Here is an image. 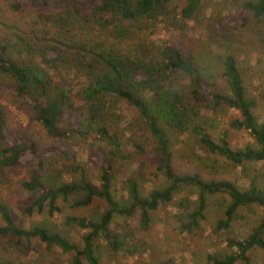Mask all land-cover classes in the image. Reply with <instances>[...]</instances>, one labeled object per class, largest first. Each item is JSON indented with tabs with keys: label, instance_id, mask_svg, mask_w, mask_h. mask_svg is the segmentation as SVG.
<instances>
[{
	"label": "trees",
	"instance_id": "1",
	"mask_svg": "<svg viewBox=\"0 0 264 264\" xmlns=\"http://www.w3.org/2000/svg\"><path fill=\"white\" fill-rule=\"evenodd\" d=\"M42 3L44 0H30V5L38 10L34 24H43L44 29L24 32L17 27L13 37L0 36V74L12 81L4 88L25 100L31 118L52 138L59 140L70 171L78 176V181L59 182L45 175L46 161L40 147L10 125L6 108L1 103L0 170L20 166L29 170L38 168L39 172L34 171L21 180V187L31 194L19 203L27 215L44 212L46 208L54 215L62 209L59 201L67 203L78 194L82 197L74 198L73 207L89 206L96 199H102L108 209L100 220L76 215L66 217L68 224L86 230L81 242L77 243L43 225L20 226L9 206L0 200L3 220L0 239L8 236L26 240L38 238L49 247L55 245L64 253H71L69 264H104L97 240L102 237L116 253L124 250L128 238L126 229L110 228L116 215H131L139 208L142 225L147 227L149 211L172 202L184 186L197 187L199 196L198 208L185 214L187 227H198L200 220L206 219L209 193H226L230 197L224 216L217 221V230L229 228L240 207L257 204L264 208V188L254 181L241 187L228 179L205 180L199 172L178 175L174 171L172 144H176L178 137L187 130L197 135L200 144L211 153L237 165L264 161V121H260L255 112L256 99L247 90L236 56L229 53L222 57L223 76L229 86L226 91L218 83L207 80L199 59L182 44L147 45L145 38L135 39L141 32L154 31L159 23L184 29L202 0H187L179 17L174 14L172 0H66L63 6L50 9L39 7ZM13 8L23 10L19 4H14ZM237 9L236 15L226 17L225 25L246 26L250 21L249 12L257 19H264V0H246ZM65 70L82 80L76 93L67 88ZM179 72L190 79L189 88L182 94L169 85ZM112 97L131 104L144 118L155 148L153 163L163 170L169 181L166 187L154 189L145 197L138 182L129 178L126 182L129 194L124 205L114 196V167L124 157V148L113 126L118 115L108 105ZM189 98L196 105L211 102L214 107L226 104L237 110L240 116L230 121V127L247 130L255 143L233 148L225 136L215 140L196 121L197 117H192ZM90 135L107 144L106 150L100 149L98 187L90 180L75 150L68 145L72 138L82 140ZM137 145L142 148L141 143ZM199 159L203 162L201 157ZM228 246L236 251L224 258L210 255L208 259L213 264H252L250 251L264 250V218L253 226L246 238H229ZM12 263L0 255V264ZM162 264L176 262L169 259Z\"/></svg>",
	"mask_w": 264,
	"mask_h": 264
},
{
	"label": "rangeland",
	"instance_id": "2",
	"mask_svg": "<svg viewBox=\"0 0 264 264\" xmlns=\"http://www.w3.org/2000/svg\"><path fill=\"white\" fill-rule=\"evenodd\" d=\"M186 1L172 0L175 15L180 14ZM244 1L246 0H202L201 6L194 17L187 21L184 29L181 30L170 23H159L154 31L141 32L135 39L145 38L147 45L182 44L185 50L192 52L199 59L207 80L218 83L226 91L229 86L223 76L222 57L233 54L238 59L248 92L256 99L255 112L259 120L264 121V19H257L249 12L250 21L246 26L232 27L223 22L226 17L236 15L237 8ZM64 2L66 0H44L39 7L50 9L63 6ZM14 4H19L23 10H15ZM35 12L38 10L30 5V0H0V36L13 37L17 27L24 32L33 28L44 29L43 24L35 26ZM93 36L96 37V33H93ZM106 39L113 41L110 37ZM63 76L67 88L76 93L82 80L68 70L63 72ZM11 84L12 81L0 74V103L6 108L10 125L15 127L18 133L38 144L46 161L45 175L52 177L54 181L77 182L78 176L70 171L69 162L59 140L52 138L40 123L31 118L25 100L4 88ZM169 85L182 94L189 88L190 79L188 75L179 72L172 77ZM189 100L192 117H197L196 121L204 126L206 132L215 140L225 136L233 148H244L255 143L247 130L230 127V121L240 116L237 110L226 104L214 107L213 103L209 102L200 106L196 105L193 99ZM108 105L118 115L113 126L123 141L124 157L118 160L114 167V196L124 205L129 194L126 185L129 178L138 182L139 190L145 197L154 189L166 187L169 181L163 170L153 163L156 155L154 144L139 111L115 97L109 98ZM70 141L69 147L75 150L87 169L90 180L98 187L100 149L106 150L105 140L95 139L90 135L82 140L72 138ZM137 143H141L142 148L138 147ZM172 150L173 167L178 175L199 172L205 180L228 179L241 187H247L254 181L264 188V161L237 165L221 155L211 153L190 130L182 132L176 144H172ZM34 171L39 172L37 167L29 170L25 166L0 170V200L9 206L20 226L43 225L53 232H60L73 242L80 243L86 230L68 224L66 217L76 215L100 220L108 209L106 202L96 199L89 206L73 207L74 198L82 197V194H78L67 203L59 201L62 209L54 215H50L47 208L44 212L27 215L22 212L19 203L27 200L31 194L21 187V180L28 178ZM206 197V219L200 220L198 227H187L188 217L185 216L198 208V188L195 186L182 187L174 195L172 202L160 204L156 210L149 211L150 221L147 227L142 225L139 208L131 215H116L110 228L116 231L126 229L128 238L125 239L124 250L115 253L100 237L96 243L100 248L101 261L104 264H162L174 259L176 264H213L208 259L210 255L224 258L233 253L236 249L228 246V239L246 238L253 226L263 220L264 208L257 204L240 207L230 227L217 230V221L224 216L230 204V197L220 192L209 193ZM2 223L0 215V224ZM0 255L11 260L12 264H69L72 256L71 253L62 252L55 245L47 246L38 238L26 240L13 236L0 239ZM250 257L252 264H264L263 249L251 250Z\"/></svg>",
	"mask_w": 264,
	"mask_h": 264
}]
</instances>
